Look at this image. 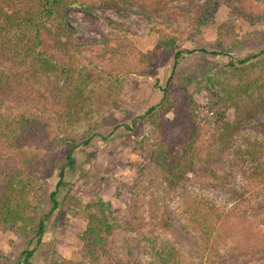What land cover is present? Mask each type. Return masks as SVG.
<instances>
[{"label":"rangeland","instance_id":"374dc122","mask_svg":"<svg viewBox=\"0 0 264 264\" xmlns=\"http://www.w3.org/2000/svg\"><path fill=\"white\" fill-rule=\"evenodd\" d=\"M206 1L130 0L128 4H133L130 8H127L128 4L110 3L69 10V23L75 30L72 41L80 47L77 51L79 62L87 70L97 73L99 79L89 85V98L77 114L63 116L44 112L48 114L50 136H42L34 143L30 154L36 153L47 161L48 158L59 160L62 165L64 156L71 152L75 163L72 169L64 170L66 183L57 194L59 208L57 214L46 220L40 243L35 245L34 238L29 243L33 230L28 234H17L0 228V264H25L22 253L31 248H34L29 259L31 264L79 263L82 260L81 235L89 215H100L99 201L110 204L112 213L120 221L128 216L126 208L133 201H140L146 210L141 214V222L134 234L119 230L110 242L113 256L121 261L126 259L128 245L124 240L128 239L132 241L130 250L134 261L131 264H147L152 248L153 251L168 252L170 246L178 250L179 264H264V256L236 258V248L242 247L239 243L247 235L242 234V226L238 225L233 233L226 234V242L220 241L216 249L210 250L203 248L196 234L187 230L189 225L184 223L183 217L178 216L184 203L190 200L196 203L212 200L219 208L230 203L236 210L235 216L228 220L230 228L238 224L236 216L247 211V218H238L249 229L248 221L253 220L250 215L259 210L264 213V193L246 201L247 191L242 192L239 186H243L232 183V179L225 183L224 190H213L208 183L215 185L216 182L193 175H187L180 186L165 193L164 184L148 159L154 139L151 123L145 115L150 107L156 106L165 95L175 97L177 92L184 91L198 104L203 116H207L203 120L211 135L217 122L213 115L204 114L206 78L223 70L222 67L231 61L238 65L237 60L264 50V0H242L238 6L242 18L232 13L231 6L216 4L205 14V21L195 28L191 21L192 6ZM152 5L160 10L153 17L149 10ZM159 30L179 39V50L203 47L217 54L200 55L196 51L182 54L175 69L172 55L152 57L148 63L139 60V54H148L155 49ZM122 31L134 49L132 54L127 60L121 57L119 62H107L108 56L103 60V56H99L102 41H110L111 47L117 46L114 40ZM220 46L226 55L218 54ZM93 88L94 91H90ZM25 94L22 96L27 98L19 109L43 113L40 110L48 106L44 99L33 93ZM160 116L170 118L172 113L168 111ZM259 133L257 130L250 134L261 136ZM87 139L86 145L81 143ZM25 155L13 157L9 154L0 164L12 163ZM223 164H226L225 160ZM223 168L229 170L225 165ZM34 173L40 179L45 176L48 180L40 191L39 212L46 214L51 205L48 193L58 181L59 169L53 170L52 177L44 175L43 167ZM126 184L132 185V193L128 192ZM235 197L234 206L231 199ZM148 205L151 210L154 208L152 212ZM230 206L227 205V209ZM166 215L172 219L167 221ZM262 225L258 227L260 233L264 232ZM252 230L254 234L257 228L252 225Z\"/></svg>","mask_w":264,"mask_h":264},{"label":"trees","instance_id":"16d2710c","mask_svg":"<svg viewBox=\"0 0 264 264\" xmlns=\"http://www.w3.org/2000/svg\"><path fill=\"white\" fill-rule=\"evenodd\" d=\"M241 2L207 0L202 5L194 4L191 21L195 28L199 27L205 21V14L220 3L231 6L232 13L242 18L244 16L238 8ZM110 3L125 6L130 0H0V161L9 154L13 157L26 154L12 163L0 164V228L17 234H28L33 230L29 243L34 238L35 245L40 243L46 220L57 214V194L66 183L64 170L72 169L75 163L71 152L64 156L62 165L59 160L48 158L47 161L36 153L30 154L34 143L42 136H50L48 114L44 112L63 116L77 114L89 98V85L99 79L97 73L87 70L79 62L77 51L80 47L72 41L75 30L69 23L68 13L71 8L84 9ZM132 6L128 4L127 8ZM149 10L152 17L160 11L155 5ZM245 19L253 22L247 16ZM121 33L114 40L117 46L111 47L110 41H102L99 56H103V60L108 56L107 62H119L121 57L127 60L132 54L134 49L127 42L125 32ZM179 42L159 30L155 49L148 54H139L138 59L148 63L152 57L172 55L175 69L182 54L195 51L200 55L217 54L203 47L179 50ZM219 49L218 54L226 55L222 46ZM237 62L238 65L229 62L222 67L223 70L205 80L204 114L213 115L217 122L211 135L203 120L207 116H203L198 104L184 91L177 92L175 97L163 96L146 112L154 137L148 159L157 170L165 193L180 186L187 175L210 178L211 183H217H208L213 190H224L225 183L232 179V183L243 186H239L242 192L247 191L246 201L264 193V50ZM25 93L44 99L48 106L40 110L43 113L19 109L27 98ZM168 111L172 117L160 116ZM257 130L261 136L250 134ZM88 141L81 143L86 145ZM224 165L229 170L225 171ZM41 167L48 177H52L55 168L59 169L58 181L48 193L51 205L46 214L39 212L40 191L48 180L45 176L40 179L34 173ZM126 187L132 193V185L126 184ZM209 201L212 200L197 203L190 200L184 203L178 215L189 225L187 230L196 234L203 248L216 249L220 241H227L226 234L233 233L240 225L242 234L247 235L239 243L242 247L236 248V258H263L264 232L260 233L258 227L264 224V213L259 210L251 214L253 220L248 221L249 229H246L245 222L242 224L238 218H247L246 211L244 217L236 216L238 224L230 228L228 220L235 216V208L230 203L219 208ZM231 201L235 206L237 198ZM97 206L100 215H89L87 227L81 235L82 260L76 264H131L134 261L130 250L132 241L124 240L128 245L124 261L113 256L110 242L119 230L134 234L145 208L140 201H133L127 205L128 216L120 221L112 213L110 204L99 201ZM148 209L154 210L149 205ZM166 217L167 221L172 219ZM252 225L257 228L254 233L257 235L252 233ZM150 251L152 254L147 264H172L171 260L173 264H179L176 259L178 250L173 246L168 252L153 251V248ZM33 253L34 248L22 253L25 264H31L29 259Z\"/></svg>","mask_w":264,"mask_h":264}]
</instances>
